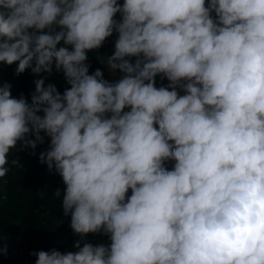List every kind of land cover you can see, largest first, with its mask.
<instances>
[{
	"label": "clouds",
	"instance_id": "clouds-1",
	"mask_svg": "<svg viewBox=\"0 0 264 264\" xmlns=\"http://www.w3.org/2000/svg\"><path fill=\"white\" fill-rule=\"evenodd\" d=\"M0 62L70 85H0V178L43 132L70 228L110 240L35 264H264V0H0Z\"/></svg>",
	"mask_w": 264,
	"mask_h": 264
},
{
	"label": "trees",
	"instance_id": "trees-1",
	"mask_svg": "<svg viewBox=\"0 0 264 264\" xmlns=\"http://www.w3.org/2000/svg\"><path fill=\"white\" fill-rule=\"evenodd\" d=\"M124 0H118L123 4ZM208 0H206V5ZM213 17L215 14L212 13ZM114 19L120 20L118 13ZM117 33L107 38L101 48L87 52V61L90 65L89 73L96 69L103 72L104 79L109 82L118 81L124 75L119 70L114 80L107 73L106 61L114 53ZM63 46L61 43L58 47ZM135 62V57L129 58ZM18 62L11 66L0 62V85L7 82L12 85L11 94L20 98L21 95L31 103V95L35 92L36 79H45V87L54 84L57 90L63 94L65 89L70 88L64 79L63 72H57L53 66L51 74H33L30 69L17 75L15 70ZM167 79L161 80L156 77V87L167 86ZM180 95L183 91L177 89ZM129 109H125L127 111ZM43 116V113H37ZM44 143L37 144L35 149L24 147L13 150L9 156V173L0 178V264H35L36 256L31 253L40 250L50 251L56 249L62 253L78 251L74 247L80 240L81 247L84 242L93 245L103 243L110 244L106 235L88 234L83 240L70 228V215L65 216L62 208V198L55 195L60 190L63 195L64 188L62 178L54 171H49L46 164L39 160L41 152L48 149L50 138L43 132ZM35 139V136H29ZM11 159H18L19 167H11ZM174 162H167L166 166L171 169ZM131 194L129 190L128 195Z\"/></svg>",
	"mask_w": 264,
	"mask_h": 264
},
{
	"label": "rangeland",
	"instance_id": "rangeland-1",
	"mask_svg": "<svg viewBox=\"0 0 264 264\" xmlns=\"http://www.w3.org/2000/svg\"><path fill=\"white\" fill-rule=\"evenodd\" d=\"M116 36H118V34ZM106 67H107V73H108L109 78L114 80L117 76V71H111L108 67L107 61H106Z\"/></svg>",
	"mask_w": 264,
	"mask_h": 264
},
{
	"label": "water",
	"instance_id": "water-1",
	"mask_svg": "<svg viewBox=\"0 0 264 264\" xmlns=\"http://www.w3.org/2000/svg\"><path fill=\"white\" fill-rule=\"evenodd\" d=\"M184 93V92H183Z\"/></svg>",
	"mask_w": 264,
	"mask_h": 264
}]
</instances>
